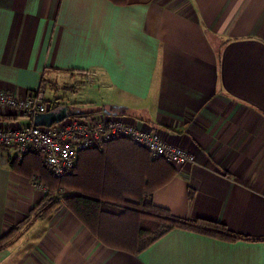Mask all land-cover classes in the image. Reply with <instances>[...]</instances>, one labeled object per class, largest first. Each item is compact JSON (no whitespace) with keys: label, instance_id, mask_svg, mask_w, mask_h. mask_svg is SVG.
Returning <instances> with one entry per match:
<instances>
[{"label":"crops","instance_id":"crops-1","mask_svg":"<svg viewBox=\"0 0 264 264\" xmlns=\"http://www.w3.org/2000/svg\"><path fill=\"white\" fill-rule=\"evenodd\" d=\"M45 67L52 82L93 76L109 98L98 108L130 107L113 113L196 159L176 170L116 139L82 153L90 189L135 201L171 174L151 191L155 205L264 235V0H0V87L24 96ZM30 122L0 107V127ZM44 195L0 158V236ZM12 239L0 264H264V241L181 228L136 254L104 247L64 205Z\"/></svg>","mask_w":264,"mask_h":264},{"label":"trees","instance_id":"trees-1","mask_svg":"<svg viewBox=\"0 0 264 264\" xmlns=\"http://www.w3.org/2000/svg\"><path fill=\"white\" fill-rule=\"evenodd\" d=\"M110 1L116 5H126L132 1L134 2V0ZM51 70L53 69L50 67L43 69L39 87L57 90V85L46 77ZM70 71L72 72L73 70ZM78 72L83 71L79 70ZM62 88L65 89L66 87ZM48 102V110L58 109L62 105H67L73 112H78L76 117H88L99 113L101 110H108L121 115H132L133 111L130 107L117 104H105L103 109H100L89 107L79 101L62 102L58 98H55L53 101L48 100ZM114 140L104 143L101 147L79 151L72 172L62 176L53 175L38 153L28 152L22 160L10 159L8 166L11 169L28 177H38L39 181L47 187L48 191L30 209L22 221L0 236V249L12 244L14 240L12 238L16 233L23 232L37 220L46 218L60 205L67 207L104 247L128 251L134 254L141 252L157 238L173 228L196 231L227 241H264V235L253 238L236 233L221 222L203 217L184 218L175 216L168 209L155 205L151 198V191L156 186L163 184L171 174L150 187L143 196L141 194L129 195V197H137L138 199L135 201L129 200L126 197L125 199L118 200V196L116 195L98 193L90 189V186L84 183V175L81 173V168L79 167L81 155L84 151L99 150ZM151 159L165 161L161 157ZM165 163L167 162L165 161ZM167 165L171 166L169 163ZM171 168L174 170L173 167ZM58 189L65 190V192L56 195L55 191Z\"/></svg>","mask_w":264,"mask_h":264},{"label":"built area","instance_id":"built-area-1","mask_svg":"<svg viewBox=\"0 0 264 264\" xmlns=\"http://www.w3.org/2000/svg\"><path fill=\"white\" fill-rule=\"evenodd\" d=\"M45 95L46 91L41 87L24 96L0 87V107L31 119L26 125L0 127V158L4 164L10 159L22 160L28 152L38 153L53 175L62 176L72 172L79 151L101 147L119 138L132 140L144 147L151 158L161 157L176 170L196 161L186 148L169 143L156 131L138 127L125 117L106 110L88 117L68 116L69 119L64 118L49 127L34 125L33 116L49 109ZM34 180L40 190L48 191L38 177ZM64 192L58 189L55 194Z\"/></svg>","mask_w":264,"mask_h":264},{"label":"rangeland","instance_id":"rangeland-1","mask_svg":"<svg viewBox=\"0 0 264 264\" xmlns=\"http://www.w3.org/2000/svg\"><path fill=\"white\" fill-rule=\"evenodd\" d=\"M86 78L88 79L87 81ZM54 83L58 87L57 90L44 88L46 91V98H58L67 103L76 100L80 102L82 101L87 104V106L92 108H98L101 106V103L109 100L105 93H102L101 96L97 95L95 91V86H97V84L94 81V77L91 75L87 77L81 75L76 76V79L66 76V78L64 77V79L56 80ZM64 86L66 87L65 89L62 88ZM69 118L70 117H66V119Z\"/></svg>","mask_w":264,"mask_h":264},{"label":"water","instance_id":"water-1","mask_svg":"<svg viewBox=\"0 0 264 264\" xmlns=\"http://www.w3.org/2000/svg\"><path fill=\"white\" fill-rule=\"evenodd\" d=\"M78 112H73L67 105H62L58 109L39 112L33 116L34 125L49 127L54 123H58L68 116H76Z\"/></svg>","mask_w":264,"mask_h":264}]
</instances>
